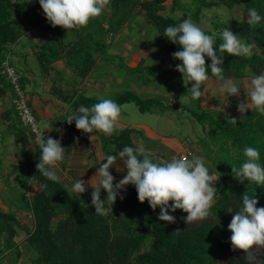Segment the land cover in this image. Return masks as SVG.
<instances>
[{
  "label": "trees",
  "instance_id": "1",
  "mask_svg": "<svg viewBox=\"0 0 264 264\" xmlns=\"http://www.w3.org/2000/svg\"><path fill=\"white\" fill-rule=\"evenodd\" d=\"M168 1L108 0L102 14L92 18L87 26L66 30L61 26L53 27L46 20L42 9V15H33L34 11L28 0H0V97L5 100L7 91L13 96L10 107H2L0 119L7 122L5 134H13V147L20 156L19 160L12 164V174L25 172V175L22 173V176L18 177L23 178L22 186L35 181L34 191L27 194L23 188L20 190L19 195L25 196L26 201L18 203L19 201H15L17 198L10 199L16 209L26 207L31 211V227L18 219L16 210L0 207V257L11 255L7 264H14L13 260L20 261L23 255H28L29 264H250L248 253L232 248L231 232L227 225L244 193L254 194L258 198L257 206H264V186L249 183L247 180L240 182L232 173V165L239 167L244 159L245 146L259 149L261 166L264 168V114L258 113L255 107L233 115L219 109L204 108L200 102L201 98L193 101L186 96L187 89L194 82L185 85L180 94L186 97L184 108L188 114L184 117L193 116L200 122L204 131V135L198 140L204 147V152L193 156L203 158L218 189L210 215L204 220L188 224L183 219L187 213L178 209L171 213L175 216L174 222L160 221L157 215L159 208L153 211L147 201L139 202L135 187L131 184L125 186L126 191L121 192L123 199L118 196L112 205L105 204L102 213H96L91 204L92 187L76 198L66 191L64 182H54L40 175L36 168L39 162V147L35 141L32 144L33 136L22 126L13 101L14 85L3 72L5 61L15 68L10 53L23 37L26 38V32L22 30L21 25L33 15L34 25L40 28L42 37L38 45H32L31 53L36 55L43 70L53 68L66 72L65 68L69 66L74 75L72 82L78 83L93 66L101 67L105 61L113 62L117 64L115 67L124 81V78L129 76L131 81L137 80L146 85L154 83V86L159 87L162 82L173 80L179 73L171 72L166 76L159 71L160 66L151 60L146 64L130 66L124 56L108 54L107 40L110 30L114 33L121 31L133 18H138L142 26L136 27L137 32L145 33V26L153 25L155 35L151 42L156 41L162 50H165V54L171 55L179 50V45L167 40L163 35L164 29L169 25L179 24L184 19H191L197 24L200 12L205 6L222 4L229 8L240 4L244 6L243 17H234V24H226L224 27L230 28L234 34L240 35L241 39L253 44L251 55L224 54L222 67L225 78L237 81L255 73L260 74L264 70V21L256 25H249L247 22L249 8L255 7L264 15V0H194L197 2L196 4L193 1L196 6L194 11L187 5L184 6L181 0H171V5H168ZM178 9L183 11L179 17L175 14ZM219 27L218 30L204 31L208 34L219 32ZM67 31H71L73 36ZM219 42L217 39V44ZM98 55L101 59L97 64ZM217 55L219 56L218 50ZM172 60L173 63H181L177 59ZM205 62L206 65L211 63L207 57ZM16 71L20 74L22 89L27 92L28 77L17 69ZM77 71L80 73L77 74ZM136 72L137 76L133 77L132 74ZM209 77L216 78L211 73ZM155 79L160 80V84L156 83ZM124 81L112 97L118 104L134 102L142 112L163 113L171 108L176 109V102L172 104V101L164 100L159 95L154 96L151 92L139 93L130 87L127 80L125 86ZM203 90L202 84V92ZM65 98L72 106L71 112L80 105L90 107L101 99L78 87ZM45 100L48 103L49 99ZM29 104L36 113L30 96ZM67 115L65 113L62 120L68 125V134L82 133L84 141L91 144L86 139L87 135L76 129L74 121L71 124L66 121ZM232 118L236 119V124L229 120ZM135 133L143 136L140 129L117 124L116 131L111 136H105L101 132L92 134L99 137L100 147L106 156L112 152L115 155L124 145H129L143 148L150 157L163 163L159 153H152L145 145L139 143ZM48 136L53 137V132ZM91 147L92 153H89V157L94 158L96 146L93 141ZM187 158L191 159L192 156L188 155ZM116 163L118 165V160ZM110 172L115 177V183L116 167H111ZM214 174L216 178L213 177ZM8 177L5 179L6 185H9ZM106 195L102 189L101 199ZM16 226L26 231L21 240L15 239ZM1 235H5L4 239ZM253 249H256L255 245ZM253 255L258 264H264V248L258 249Z\"/></svg>",
  "mask_w": 264,
  "mask_h": 264
},
{
  "label": "clouds",
  "instance_id": "2",
  "mask_svg": "<svg viewBox=\"0 0 264 264\" xmlns=\"http://www.w3.org/2000/svg\"><path fill=\"white\" fill-rule=\"evenodd\" d=\"M38 3L46 20L53 27L61 26L69 30L87 26L92 18L102 14L108 0H38ZM262 21L264 15H261L257 8L248 9L249 25ZM221 23L225 21L222 20ZM163 35L170 42L179 45V50L172 53V56L181 62L176 64L175 68L182 74L185 84L194 82L186 93L190 100L196 101L202 97V84L209 80V73L225 81L220 87L221 93H226V96H239L240 87L225 78L223 58L225 53L232 56L251 55L252 43L244 41L228 27L208 34L191 19L167 26ZM217 39L220 41L218 44ZM205 57L210 59V64L206 65ZM249 97L256 111L264 114V71L251 76ZM249 108L248 98L246 103L237 105L240 113ZM125 110H128L127 106L120 105L111 98H102L90 107L80 105L67 116L66 121L69 124L74 121L76 129L82 130L83 133L101 132L105 136H111ZM131 115L133 118L146 119L152 124L159 119L157 115L149 114L141 117L138 112H131ZM229 120L233 124L237 123L235 118ZM33 131L37 133L35 143L39 147V162L36 168L40 175L60 182L62 177L58 174V168L65 157L61 140L51 136L45 138L43 132L38 131L35 125ZM112 153L101 160L105 162L96 167L92 177L96 178V184L91 183L92 178L87 182L81 179L82 174L71 184H65L66 191L79 198L87 190L86 185H91V204L96 213H102L106 203L112 205L118 196L123 199L121 192L126 191L125 186L131 184L135 187L139 202L147 201L153 211L159 208L157 215L160 221L174 222L175 216L171 213L178 209L187 213L183 219L188 224L202 221L210 215L218 189L203 158L192 156L189 159L173 155L168 161L160 163L150 157L143 148L129 145H124L115 155ZM243 156L239 167L232 165L234 176L240 182L247 180L249 183L264 186V168L261 166L259 149L245 146ZM117 160H122V168L117 165ZM111 167H117L118 171L126 174L114 183L115 177L110 172ZM102 189L107 193L104 199H101ZM257 205L258 198L254 194L244 193L227 225L231 232L232 248L248 253L250 264H258L253 253L264 248V206ZM254 245L256 249H253Z\"/></svg>",
  "mask_w": 264,
  "mask_h": 264
},
{
  "label": "rangeland",
  "instance_id": "3",
  "mask_svg": "<svg viewBox=\"0 0 264 264\" xmlns=\"http://www.w3.org/2000/svg\"><path fill=\"white\" fill-rule=\"evenodd\" d=\"M28 1L34 11L33 15H37V13L42 15V10L38 0ZM193 1L194 0H181L180 2L183 3L184 6L187 5L191 11H194L196 6ZM171 3V0H169L168 5H171ZM182 12L183 11L181 9H178L175 14L179 17L182 15ZM200 13L201 14L199 15L197 24L203 30H218V27L220 26L219 29L223 28L224 25L227 24V21H229L227 25H233L234 17H243L244 6L241 4L235 5L232 8H229L225 4L214 5L212 7L205 6ZM33 15L27 18L25 24L21 25L22 30L26 32V38L23 37L22 41L15 46L13 51L10 53V59L15 68L19 72L26 75L29 79V82L27 83V92L33 100V107L36 109L35 114L38 119V125L40 128H47L51 133L53 132V128L56 127V123L65 122V120H62L64 114L66 113L69 115L71 113L72 106L66 101L65 97L71 94L76 87L82 91L86 90L90 95L93 93L101 99H112L115 94L114 92L117 91L119 85L124 80L122 76H119L120 72H118L115 67L117 64L106 61L101 67L98 65L93 66L86 75L82 76L83 80L81 81L77 79L79 81L78 83L74 82L75 84L72 82V80H74V75H72V68L69 66L65 68L66 72H64L63 69L59 70L53 68H50V70H43L36 55L31 53L32 45L33 47L34 45H38V43L41 42L42 37L40 28L34 25L35 22L33 21ZM222 20L225 21V23H221ZM140 23L141 21L139 22L138 18H136V20L133 18L132 21L128 22V25H126L121 31L114 33L110 30L111 32L107 40L109 45L108 54L124 56L130 66H137L140 63L146 64L151 60L153 63L160 66L159 71L165 73L166 76H169L171 72H178L179 75H175L173 79L174 81L172 79L165 80L159 87L154 86V83L146 85L139 81L137 82V80L131 81L129 80V76H126L124 78L125 81L123 82L126 86L127 80L130 87L139 93L151 92L154 96L159 95L164 100L166 99L172 101V104L176 102V109L171 108L163 113L159 111L142 112L134 102H128L124 104V106H127L128 110L123 112L121 119L117 121V124L124 126L130 125L140 129L143 132L144 138H152L149 140L150 142H154L153 140L157 142L154 144L157 150L160 149V146L162 145V148H164L165 151L163 152L164 154L159 153V157L163 162H166L167 159L171 157V155L168 154L169 151H174L175 156L184 157H187L188 155L193 156L196 153H203L204 147L198 141L200 136L204 135L202 125L194 119L193 116L184 117L188 114V111L184 108V104L186 102L184 100L186 97L180 95L184 90L185 85H190L191 82L185 84L182 74L175 68L176 64L179 63H173L172 54H165V50H162L159 43H156V41L151 42V40H153V36L155 35V27L153 25L145 26L146 32L138 33L136 27L142 26ZM67 33L71 34V37L73 36L71 31H67ZM100 57L101 56L98 55L96 60L97 64L100 62ZM158 60L160 62H156ZM79 73L80 72L77 71V74ZM137 74L138 73L136 72L132 74V76L136 77ZM250 78L251 76H247L237 81H231L240 87L238 90L239 96H226V93H221L220 91V87L225 81L209 77V80L203 83L204 90L200 101L201 105L204 108L219 109L220 111H226L227 113L233 115L235 113H240L237 109V105L241 102L246 103L248 98L250 108L246 109L245 112H247L254 107L251 105L249 97ZM156 83L160 84V80L157 79ZM12 97L13 96L10 91H7L5 100L0 97V112L3 106L10 107ZM45 99H49L48 103ZM3 101L6 102L3 103ZM131 112H138L141 117L145 114L157 115L159 119L152 124L143 118H133ZM1 126L4 125H1L0 123V129H2ZM5 129L6 127H3V131H5ZM73 134L83 143L88 150V153H92V141L96 145L95 152L102 150L100 147L101 142L98 136H96L95 140H93V134L85 133V136L87 135L86 139L91 143L89 144L87 141H84L82 133L74 132ZM134 136L138 139L139 143H144L145 140L139 133H135ZM10 140H13V135L10 136ZM31 142L33 144V138ZM145 143L148 144V142ZM12 148L13 150H11L8 157H4L6 156V153L3 156V164L0 159V172L3 170V173H0V207H10L13 210H16L18 219L25 223L28 227H31L33 218L31 211H29L26 207L16 209L14 202L11 200H15L17 198L15 201H19L18 203L26 201L27 198H25V196L19 195L20 190L23 188V190L29 194V192L35 190V181L32 180L25 186H22L21 180L23 178L19 179V176L25 175V172H22V174L20 171L12 174V164L13 162H17L20 158L17 150L14 149V147ZM71 154L72 152L70 151L69 156ZM119 167L122 168L123 165L121 164ZM60 171L63 175H65V177H67L66 168L63 167ZM123 174L125 175L126 172ZM1 175L3 176L1 177ZM7 177L9 178V185L5 184V179H7ZM213 177L216 178V174H214ZM16 229L17 235L15 239L21 240L26 235V231L20 226H16ZM4 237L5 235H1V238L4 239ZM25 251L26 250H24V252ZM10 257L11 255L8 254L0 257V264H7V260H9ZM13 261L14 264H29L28 255H23L20 261Z\"/></svg>",
  "mask_w": 264,
  "mask_h": 264
},
{
  "label": "crops",
  "instance_id": "4",
  "mask_svg": "<svg viewBox=\"0 0 264 264\" xmlns=\"http://www.w3.org/2000/svg\"><path fill=\"white\" fill-rule=\"evenodd\" d=\"M0 123L1 125L2 124L4 125V126H1L2 129H0V159L3 164L4 157H8L11 150H13L12 148L13 140H10V136H12L13 134L7 133L6 135L5 134L6 130L3 131V127L4 128L7 127L6 121L1 120ZM55 126L56 127L53 128V138L60 139L62 147L65 148V157L59 163V168H58V174L62 177L61 181L64 182L65 184H71L76 177L83 174V176L80 178L87 182L93 177L96 171V167L99 166V163L105 162L101 160H103L106 157V155L104 154V152H102V150H100V151L95 152L94 158H90L88 150L83 145V143L77 137H75L74 134L72 135L68 134V125L66 124V122L56 123ZM126 126H130V125H126ZM92 136L94 137L92 139L95 140L96 136L95 135H92ZM143 136L142 138L145 140L143 145H145V147L150 152L152 153L162 152L161 154H164L163 152L165 151V149L162 148V145L160 146V149L157 150L154 145L156 141L153 140L154 142H150L149 140H151L152 138H144ZM145 142H148V144H146ZM69 143H70V148H71L70 151L72 152L70 156H69V152H70ZM5 153H6V156H4ZM168 154L173 156L175 153L174 151H169ZM98 161H101V162H98ZM121 164L123 165L122 160H118V166H120ZM63 167L66 168L67 170V174H66L67 177H65V175H63V173L60 171L61 169H63ZM116 170H117V167H116ZM0 173H3V170ZM123 173L117 170V180L116 181L120 180L124 176ZM2 176L3 175H1V177ZM96 182H97L96 178H92L91 183L96 184ZM86 188H91V185H86Z\"/></svg>",
  "mask_w": 264,
  "mask_h": 264
},
{
  "label": "built area",
  "instance_id": "5",
  "mask_svg": "<svg viewBox=\"0 0 264 264\" xmlns=\"http://www.w3.org/2000/svg\"><path fill=\"white\" fill-rule=\"evenodd\" d=\"M3 72L6 73L7 77L14 85L15 97L13 101L15 103L16 109L18 110L22 126L31 133L34 141L37 133L33 131V125L36 126L38 131L43 132L44 137L47 138L49 131L47 129L40 128L38 125V119L29 104L28 94L21 87L20 74L12 65H10L8 61L4 62Z\"/></svg>",
  "mask_w": 264,
  "mask_h": 264
}]
</instances>
